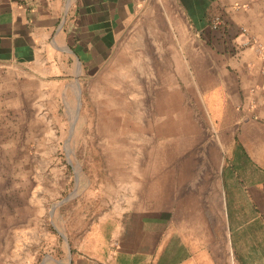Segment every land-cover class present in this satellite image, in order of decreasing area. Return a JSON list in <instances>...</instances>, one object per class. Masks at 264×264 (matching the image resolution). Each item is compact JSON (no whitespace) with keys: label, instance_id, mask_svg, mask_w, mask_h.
<instances>
[{"label":"crops","instance_id":"0c3cea01","mask_svg":"<svg viewBox=\"0 0 264 264\" xmlns=\"http://www.w3.org/2000/svg\"><path fill=\"white\" fill-rule=\"evenodd\" d=\"M216 17L222 24L214 29ZM140 25L161 40L154 53L172 57L161 69L203 80L205 105L219 122V170L204 201L186 187L190 178L166 172L136 201L98 200L86 213L98 218L69 264H264V67L248 42H264V0H0V68L13 78L25 70L48 82L84 80L121 41L138 39ZM176 96L168 106L177 124L154 135L174 136L186 115L197 118V105Z\"/></svg>","mask_w":264,"mask_h":264},{"label":"rangeland","instance_id":"374dc122","mask_svg":"<svg viewBox=\"0 0 264 264\" xmlns=\"http://www.w3.org/2000/svg\"><path fill=\"white\" fill-rule=\"evenodd\" d=\"M139 29L138 39L128 47L121 41L84 80L48 82L25 70L13 78L0 68V264H69L73 245L98 218L86 215L88 208L100 199L136 201L165 172L190 178L186 187L206 199L221 155L204 82L191 70L161 69L172 57L155 54L161 40ZM174 96L197 105L195 139L176 127L174 136L153 134L177 124L168 106ZM149 124L151 133L143 132ZM156 163L160 172L152 171Z\"/></svg>","mask_w":264,"mask_h":264},{"label":"bare ground","instance_id":"6f19581e","mask_svg":"<svg viewBox=\"0 0 264 264\" xmlns=\"http://www.w3.org/2000/svg\"><path fill=\"white\" fill-rule=\"evenodd\" d=\"M125 75V74H124ZM128 75V74H127ZM136 82V81H135ZM138 83V82H137ZM136 90V89H135ZM138 91V90H137ZM142 91V90H141ZM121 93V91L119 92V93H117V94H120ZM137 100V99H136ZM126 108V107H125ZM117 110V109H116ZM132 112H133V110H132ZM132 114V113H131ZM139 117V116H138ZM140 118V117H139ZM148 128L150 129V126H148ZM171 128H173V124L171 123ZM176 128H179L180 130H183V131H189V130H196L197 128H196V126H194V124H192L191 123V119H190V116H188V115H186L185 116V118H184V121H181L178 125H177V127ZM157 154V152H152V154H151V158H153V159H155L156 158V155ZM149 155V154H148ZM160 155V154H159ZM153 159H152V161H153ZM148 160V159H147ZM165 162H169V161H166L165 160ZM171 162V161H170ZM204 160H201L200 162H199V165L201 166L202 164H204ZM198 163V162H197ZM159 171L160 170V168H159V166H158V164L156 163V164H154V168H152V171ZM156 172V173H157ZM149 175V174H148Z\"/></svg>","mask_w":264,"mask_h":264},{"label":"built area","instance_id":"2783aa9c","mask_svg":"<svg viewBox=\"0 0 264 264\" xmlns=\"http://www.w3.org/2000/svg\"><path fill=\"white\" fill-rule=\"evenodd\" d=\"M221 24L222 20L220 19V17H216L214 18V21L212 23V28L216 29L220 27ZM248 42H251L254 45L257 54L262 58V60H264V46L252 39L248 40Z\"/></svg>","mask_w":264,"mask_h":264}]
</instances>
